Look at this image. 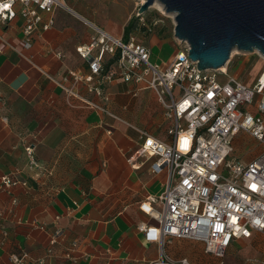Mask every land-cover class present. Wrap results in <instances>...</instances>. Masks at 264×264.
Masks as SVG:
<instances>
[{
	"label": "crops",
	"instance_id": "1",
	"mask_svg": "<svg viewBox=\"0 0 264 264\" xmlns=\"http://www.w3.org/2000/svg\"><path fill=\"white\" fill-rule=\"evenodd\" d=\"M66 3L114 37L140 36L153 62L161 65L171 62L183 46L174 33L163 27L150 31L146 22L139 24L144 31L127 36L138 9L135 0ZM94 34L86 23L59 9L54 27L35 33L26 47L23 19L0 21V178L17 182L0 190V264H11L13 253L44 257L57 229L64 237L46 264H158L166 255L193 264L214 263L216 258L200 242L192 241L201 244L195 251L174 239L162 254L160 245L139 229L142 223L157 225L140 204L161 195L167 175L153 172L155 159L136 155L140 140L128 123L170 140L172 121L155 93L123 80L106 85L109 108L126 121L121 123L88 106L105 103L86 85L73 87L83 99L64 89L73 86L65 80L68 71L89 75V63L77 48L89 45ZM106 59L108 67L112 62L110 56ZM248 63L238 59L232 69L238 79L252 84L248 68L243 70ZM27 147L34 148L39 168L29 166ZM258 148L263 152L259 144L254 150ZM261 237L250 239V245ZM237 243L230 251L238 254Z\"/></svg>",
	"mask_w": 264,
	"mask_h": 264
},
{
	"label": "built area",
	"instance_id": "2",
	"mask_svg": "<svg viewBox=\"0 0 264 264\" xmlns=\"http://www.w3.org/2000/svg\"><path fill=\"white\" fill-rule=\"evenodd\" d=\"M143 3L145 0L138 8ZM59 9L83 21L95 33L89 45L77 48L78 54L88 61L90 73L68 71L65 80L73 86L64 89L69 95L82 98L73 87L84 84L105 103L87 102L90 108L113 121L126 123L109 108L111 98L104 89L123 80L139 91L155 92L165 117L172 121L169 141L128 123L139 136L136 155L155 159L153 172L167 175L161 195L148 197L140 204V209L157 225L142 223L140 231L160 245L162 254L166 244L174 239L191 240L202 243L205 252L218 260L226 257L235 242L256 235L264 237V150L253 160L243 162L235 155L234 146L242 133L264 149V72L254 86H249L236 76H229L230 61L224 71L199 70L198 62L189 57V44L182 41L173 60L161 65L153 62L150 50L134 35L124 40L108 34L72 9L66 0H0V21L21 17L26 47H31L35 33L54 27ZM137 17L145 24L142 15ZM107 56L112 62L108 67ZM218 75L229 81L221 84ZM26 152L29 166L39 168L34 148L27 147ZM0 183V190L17 184L9 177L0 178ZM62 237L63 230L57 229L44 257L34 259L24 252L13 253L11 264H46ZM158 264L193 263L188 258L166 255ZM244 264H264V255L252 257Z\"/></svg>",
	"mask_w": 264,
	"mask_h": 264
},
{
	"label": "water",
	"instance_id": "3",
	"mask_svg": "<svg viewBox=\"0 0 264 264\" xmlns=\"http://www.w3.org/2000/svg\"><path fill=\"white\" fill-rule=\"evenodd\" d=\"M156 3L175 15L174 35L199 70L222 69L235 49L264 56V0H145L139 14Z\"/></svg>",
	"mask_w": 264,
	"mask_h": 264
},
{
	"label": "rangeland",
	"instance_id": "4",
	"mask_svg": "<svg viewBox=\"0 0 264 264\" xmlns=\"http://www.w3.org/2000/svg\"><path fill=\"white\" fill-rule=\"evenodd\" d=\"M137 3V6L139 7L140 3L142 2V0H135ZM141 7V6H140ZM137 14H139V8L136 10L135 14H134V22H133V29L132 31L138 29L142 31H144V28H142L141 26H139L140 23L139 22V17H137ZM142 17L145 19V22L147 23L148 26H150L153 30V28H164L163 30H165L167 33H174V29H175V15L173 14H169L167 13L165 10L162 11L156 4L150 6L148 8V10L144 13L141 14ZM160 20V23L155 25L154 22H157ZM159 25H163V26H159ZM136 31L137 33L139 31ZM150 30V31H151ZM131 31V33H133ZM149 31V30H148ZM159 31V30H158ZM138 41L141 42V37L138 36L137 37ZM260 53L254 51V52H242L239 51L237 49H235L232 52V60L230 58V63L228 65V74L229 76H235V70L236 68L233 70L232 67H234V65H236V61L239 59L240 62L242 61H246L248 64L246 66V68H243L244 72L247 70V76L248 75H252L253 77V81L252 84H248L249 86H254L256 84V82L258 81V78L262 75V73L264 72V57L261 55ZM249 66V67H248ZM226 67V66H225ZM229 81V79L223 75H218V82H220L221 84H225ZM155 93V92H154ZM155 96L158 100V97L155 93ZM236 141L234 142V146L236 148V153L235 155L238 157L239 160L243 161V162H248L253 160L257 155H259L261 153L260 148L256 149V151L254 150L257 147V142L251 138L248 134H242L240 133L237 136V139H235ZM260 147V146H259ZM254 151L257 152L254 154ZM261 240L258 242H253L252 246L250 245V240L246 241H240V244H236L235 246V250H238L236 252L237 253H233L234 251H229V253L226 255V257L223 259L225 261V264H240L241 262H243L246 258L248 257H260L264 255V238H260ZM182 243L184 244V247L186 249H190V250H195L200 248L198 245L201 244H195L192 241L189 240H183ZM235 244V243H234ZM203 248V247H202ZM231 249H234V245ZM215 262L212 264H220L222 262V260H218L215 259Z\"/></svg>",
	"mask_w": 264,
	"mask_h": 264
},
{
	"label": "trees",
	"instance_id": "5",
	"mask_svg": "<svg viewBox=\"0 0 264 264\" xmlns=\"http://www.w3.org/2000/svg\"><path fill=\"white\" fill-rule=\"evenodd\" d=\"M145 27L148 29L147 26H145ZM132 29H133V25H132V24H130V25L126 28V35H127V36H129V34L131 33Z\"/></svg>",
	"mask_w": 264,
	"mask_h": 264
},
{
	"label": "bare ground",
	"instance_id": "6",
	"mask_svg": "<svg viewBox=\"0 0 264 264\" xmlns=\"http://www.w3.org/2000/svg\"><path fill=\"white\" fill-rule=\"evenodd\" d=\"M156 5L162 10V11H164L165 9H164V7L161 5V4H159V3H156ZM174 15V14H173ZM261 56V55H260ZM226 69V67L224 66L222 69H221V71L223 70H225Z\"/></svg>",
	"mask_w": 264,
	"mask_h": 264
}]
</instances>
